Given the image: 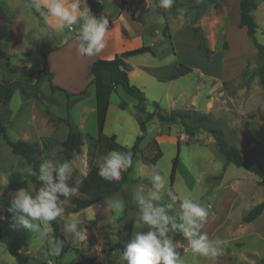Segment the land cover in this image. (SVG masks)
<instances>
[{"label":"rangeland","instance_id":"rangeland-1","mask_svg":"<svg viewBox=\"0 0 264 264\" xmlns=\"http://www.w3.org/2000/svg\"><path fill=\"white\" fill-rule=\"evenodd\" d=\"M89 1L93 15H105L109 20L116 17L119 4L124 1L129 8H125L126 14L142 24L143 45L151 46L154 56L146 53L131 57L128 63L133 68L130 84L143 92L147 112H155L153 103H156L162 114L188 115L187 124L192 128L220 129L222 139L228 146L239 149L243 155L264 165V91L255 74L260 61L245 31L237 28L239 0H206L205 7L208 8L204 10V15L198 11L196 13V24L212 51L209 61L205 60L197 42L192 39V13L185 21L179 7L157 9L153 13L145 7L144 0ZM92 1L94 4H91ZM255 1L253 16L259 26L255 37L259 44L264 45V3L262 0ZM0 14V48L9 56V60L0 59V81L29 79L32 74L43 71L44 58L47 69L52 72L50 80L41 75L38 91L27 86L15 88L10 103L0 105V124L11 142L20 141L27 131L45 137L39 145L41 163L45 159L64 160L59 153L60 147L54 146L53 142L65 141L69 131L66 121L73 131L81 129L93 139L97 135L94 88L90 85L88 66L90 56L79 57L72 52L67 56L72 57L73 63L65 58L67 56L49 52L63 44L62 37L46 34L47 26L39 24L26 2L0 0ZM164 18L170 40L162 34ZM65 35L74 36V31L66 30ZM64 59L65 65L62 62ZM176 62L189 67L192 73L163 83L142 70V67L159 68ZM63 68L68 70V74L63 75ZM59 83L65 87L59 86ZM54 85L72 96H67L63 91H52L51 86ZM83 91L84 95L78 97ZM26 97L28 100L24 99ZM50 116L60 117L63 122H51ZM142 118L137 112L136 101L120 88L110 96L104 135L116 136L118 143L130 147L140 135L138 119ZM159 129L160 124L155 118L148 122L139 145L140 152L133 161L128 178L145 179L146 172L155 171L166 176L175 189L190 193L193 199L210 206L213 214L208 217L201 233H207L210 240L219 237L225 241L222 246L224 253L215 264L255 263L264 255V212L250 224L243 223L242 218L263 199L258 179L243 169L225 165L214 139L202 129L193 137L186 135L179 124L171 126L169 130ZM50 133L51 137L46 138ZM152 140L157 142L162 153L155 165L141 159L142 156L152 155ZM87 144L85 137L81 153L73 155L71 161L75 170L69 186L79 182L87 172L84 156ZM176 157L178 166L171 182L172 162ZM24 166L23 159L12 154L0 133V185L4 175L20 172L19 169ZM150 187L147 184L126 183L122 192L78 213H69L70 200L64 201L61 196L65 216L53 220L54 225L71 248L82 250L83 255L78 256L70 251L59 258L51 255L47 245L34 249L31 243L33 234L26 232L28 247L25 250L29 251V255L17 262L0 242V264H121V250L111 251L109 245L120 243L126 246L136 231L148 230L147 226L143 229L134 227L139 208L133 197L137 190L147 191ZM30 191L33 192L31 184ZM74 197H79V194ZM112 198L121 199L125 204L116 225L112 224L110 211L104 203ZM156 203L167 205L172 202L164 195L163 200ZM178 203L168 209V214L176 217L177 223ZM73 218L81 220L80 227L86 234L84 240L73 239L66 233L63 219ZM117 232H120V237ZM173 234L170 233L171 236ZM174 243L176 248L184 251L181 256L184 264H213L193 254L187 241Z\"/></svg>","mask_w":264,"mask_h":264},{"label":"clouds","instance_id":"clouds-1","mask_svg":"<svg viewBox=\"0 0 264 264\" xmlns=\"http://www.w3.org/2000/svg\"><path fill=\"white\" fill-rule=\"evenodd\" d=\"M175 3L176 0H144L145 7L153 13L157 9H170ZM28 6L44 19L46 34L61 36L64 44L75 39L81 55L93 56L106 48L109 19L105 15H93L85 6V0H29ZM66 30H73L74 36L65 35ZM132 166L133 153L130 150H111L102 157L97 174L109 182L120 181L122 173ZM74 170L73 162L66 159H45L38 171L32 165L19 169L26 178L35 177L43 185L35 193L18 188L7 208L12 229L33 234L31 243L34 249L47 245L53 256H59L63 251L65 240L53 235L50 222L65 216L64 201L79 192V184L69 186L68 183ZM144 177L151 187L147 191L137 190L134 194L133 200L139 208L134 227L143 229L147 226L148 230L134 233L120 252L122 264H184L170 235L175 232L183 235L193 254L215 264L224 253L222 246L225 241L219 237L210 240L207 233H201L208 217L213 214L210 206L193 199L190 193L175 189L166 176L155 171L146 172ZM164 195L171 204H154L161 202ZM61 196L64 201H61ZM176 202H179V223L176 217L168 214V209ZM104 203L110 211L112 224H118L125 208L123 200L112 198ZM63 220L66 233L73 239L86 238L85 230L80 227L81 220Z\"/></svg>","mask_w":264,"mask_h":264},{"label":"trees","instance_id":"trees-1","mask_svg":"<svg viewBox=\"0 0 264 264\" xmlns=\"http://www.w3.org/2000/svg\"><path fill=\"white\" fill-rule=\"evenodd\" d=\"M28 4L29 0H23ZM182 0H176L174 5L181 3ZM264 3V0H262ZM31 9V8H30ZM256 9L255 0H239V17L237 28H245L246 37L250 41L252 47L256 50V55L260 61L259 67L256 69L255 74L259 79L260 86L264 91V45L259 44L256 41V33L259 26L255 22L253 12ZM33 15L37 18L39 24H42V18L38 13H35L31 9ZM163 37L169 40L168 28L166 22L164 23V28L162 31ZM191 36L198 44V49L202 53L205 60L209 61L212 51L208 47L207 39L203 35L201 28L196 25V22L192 20L191 22ZM53 48L51 51L56 50ZM151 54L154 56V52L150 46H141L132 50L116 55L111 60H95L89 70V76L91 77L90 85L94 88V98H95V113H96V138L93 139L89 136L83 135L79 132L72 130L68 121L66 124L68 126V133L65 141L63 142H53L54 146H59V153L66 160H72L73 155H78L81 153V147L84 145L85 137H87V151H86V165L87 173L80 179L77 184L80 185L79 197H72L70 199L71 207L68 209L69 213H78L79 211L85 210L92 205H95L99 201L109 198L112 195L122 192L123 186L126 183L131 184H147L150 185L149 181L143 178H137L130 180L128 175L132 169L129 168L126 172L122 173L120 181L109 182L102 179L98 174V166L105 156L111 150L127 151L130 150L133 153V161L139 154V145L143 139V136L147 130V124L152 119H156L161 126L179 124L183 127L186 135L193 137L195 133L202 128L190 127L187 124L189 120L188 115H181L177 113L173 114H162L156 103H153L155 112L149 113L146 111L145 103L146 99L143 92L137 87L130 84L128 79V73L130 72V66L127 64L126 59L142 54ZM0 59L9 60V56L6 55L0 48ZM142 70L152 76L158 82H172L179 78L185 77L192 73V70L181 64L173 63L169 66L159 67V68H149L143 67ZM41 75H45L49 80L51 79V73L47 69V64L45 58L43 59V71L34 73L27 80H12V81H0V105L6 106L10 103L12 96L14 94L15 88H21L27 86L34 88L38 91V82ZM34 80V84H33ZM117 88H121L124 93L130 96L136 101V109L142 119H138V126L140 135L137 136L134 144L130 147L122 146L117 143L115 136L104 135V126L106 121V115L110 102V95L116 91ZM52 91H62L57 87L51 86ZM84 95V91L78 94V97ZM67 96H69L67 94ZM49 121L58 122L61 121L54 116L49 117ZM204 132L208 133L214 139L219 153L225 159V165H233L238 169H243L244 171L252 174L258 179V185L263 191V199L260 203L252 207L242 218V222L250 224L258 219L264 212V165L251 159L241 153V151L235 147H230L222 139V132L220 129H202ZM0 133L3 140L9 146L13 155L19 156L23 159L25 167L32 165L33 168L38 171L41 164V150L35 143H30L26 141L11 142L5 134L4 127L0 124ZM46 147V146H45ZM152 155L150 157L142 156L141 159L150 165H155L159 159L162 157V153L159 146L155 140L151 141ZM178 166V157H176L172 162L170 181L173 182L175 171ZM28 183L33 187V193L38 192L40 187H42V182L36 180L35 177L26 178L21 172L9 173L8 174V188L11 193H15L18 188H25L28 190ZM10 203L5 206L4 216L0 220V242L5 246L6 250L10 255L19 260V251L27 247V236L24 231H15L11 227V214L7 212V208ZM120 221V220H119ZM53 228V235L61 240H65V247L61 254L58 256L62 258L65 254L73 251L78 256L83 255V251L80 249L71 248L69 242L64 238V236L56 230L54 221L50 222ZM118 237H120V232H117ZM174 242L185 243L186 239L179 232H175L172 235ZM124 245L120 243H114L109 245L111 251L120 249L121 252L124 250ZM180 253V257L184 254L182 248H177ZM122 264V263H121ZM253 264H264V255Z\"/></svg>","mask_w":264,"mask_h":264},{"label":"crops","instance_id":"crops-1","mask_svg":"<svg viewBox=\"0 0 264 264\" xmlns=\"http://www.w3.org/2000/svg\"><path fill=\"white\" fill-rule=\"evenodd\" d=\"M19 1H23V0H15L16 3H18ZM90 2L91 1H89V0H85V6L90 10V12H92V6L90 5ZM205 2H206V0H182L181 3H179L177 5H173L171 9L179 7L181 10H183V15H184V20L185 21L189 20V16H190L189 13H192L193 20L196 22L195 16H196L197 11L203 13L202 14V16H203L204 15V10H206V8H208V7H205ZM91 4H94V2L92 1ZM118 8H119V11L117 12L116 17L114 19L109 20V32L106 34L107 46L101 53L93 55L92 57L90 56V58L88 59L89 68H90L91 64L97 59L111 60L116 55H119L122 52H125V51H128V50H132V49L144 46L143 45L144 44L143 43L144 42V37H143L144 30L142 29V24L137 19H135L132 16H129V15L126 14L125 8H127V9H129V8H128V6H126L124 1H122L119 4ZM0 16H2V14H0ZM176 17H179V15H176ZM165 22H166V19L164 18V23ZM42 23L46 26L45 21H44L43 18H42ZM166 24H167V22H166ZM241 29L245 31V28H241ZM245 34H246V32H245ZM169 40H170V38H169ZM56 48H57L56 50L49 51V52H55V53H58L60 55H63L64 57L69 55V54H71L72 52H75V54L77 53L78 56L81 57V54H80V52L78 50V44L75 41V39H72L69 44H64L63 43L61 46L56 47ZM65 58H68V59L72 60V57L70 58L69 56H67ZM130 58L126 59V62H127L128 65H129V63L131 61ZM65 61H66V59L62 60L64 65L66 63ZM72 61L74 63V60H72ZM132 70H133V68L130 66V72L128 73L129 82H130V77H131V74H132L131 73ZM65 74H68V70L67 69L63 70V75H65ZM59 84H60L59 86L65 87L61 83H59ZM54 87H57L58 89H61V87L59 88L58 85L57 86L54 85ZM118 89H120V88H117L115 92H118ZM61 90L64 92V94L67 95L66 91H64L63 89H61ZM68 95L72 96V94H68ZM38 98L40 99L39 96H38ZM24 99L28 100L27 97L24 98ZM40 101H41V99H40ZM109 104H110V102H109ZM95 116H96V113H95ZM30 118H33V117H30ZM57 119L61 120L60 121L61 123L63 122L62 118L57 117ZM32 120L33 119H31V121ZM69 121H70V119H69ZM29 122H30V119H29ZM174 125H176V124H174ZM171 126H173V125H167V126H161L160 125L159 131L169 130ZM75 132H79V133H81L83 135L88 136L86 133L81 131V129H77ZM50 137H51V133L46 138H50ZM21 138L22 139H20V141H26V142H30V143H35L36 145H38V147H40L39 146L40 145V140L42 138H45V137L40 136V134H38V133H36L34 131L33 132L27 131L26 134H24L23 137H21ZM115 138H116V141H117V137L116 136H115ZM30 140H34V141L32 142ZM84 154H85L84 156L86 158V152ZM8 174H7L6 177L4 175L2 177V179H1L2 183L0 185V220L4 216L5 206L8 203H10L11 199L14 196V193H11V191L8 188ZM6 178H7V181H6ZM5 188H7V190ZM28 190L30 191V183H28ZM95 205H92L91 208L95 207ZM26 236H27V233H26ZM27 247H28V238H27ZM27 247H26V249H27ZM25 255L28 256L29 255V251H26L25 249H22L21 251H19V260H17V262L21 261Z\"/></svg>","mask_w":264,"mask_h":264}]
</instances>
